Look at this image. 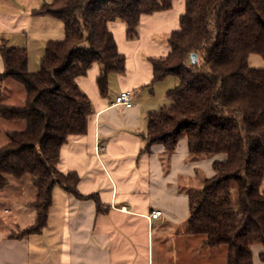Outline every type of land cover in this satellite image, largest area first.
Masks as SVG:
<instances>
[{
	"label": "trees",
	"instance_id": "trees-1",
	"mask_svg": "<svg viewBox=\"0 0 264 264\" xmlns=\"http://www.w3.org/2000/svg\"><path fill=\"white\" fill-rule=\"evenodd\" d=\"M172 6L173 0H55L37 14L61 20L65 36L47 42L37 72L29 71L25 48L2 47L1 78L26 92L23 105L9 106L0 89V118L25 123L0 147V190L28 178L36 191V221L21 234L44 229L56 187L84 197L78 174L58 164L62 146L87 133L94 112L77 79L97 64L105 96L109 75L125 72L109 24L125 23L132 40L143 15ZM169 43V54L152 60L153 82L172 76L176 84L166 94L169 104L148 115L143 151L162 144L171 153L186 138L191 156H223L189 196V233L205 235L210 247L228 246V264H254L255 247L264 262V67L249 64L253 56L264 61V0H185Z\"/></svg>",
	"mask_w": 264,
	"mask_h": 264
},
{
	"label": "crops",
	"instance_id": "crops-1",
	"mask_svg": "<svg viewBox=\"0 0 264 264\" xmlns=\"http://www.w3.org/2000/svg\"><path fill=\"white\" fill-rule=\"evenodd\" d=\"M53 1L0 0V89L5 105L24 104L26 92L15 80L1 78L6 70L2 47L25 48L29 71L37 72L47 42L65 36L64 24L62 37L56 22L61 20L37 14ZM184 12L185 0H173L170 10L143 15L132 40L125 23L109 24L125 55V72L109 75L105 96L97 83V64L77 79L94 112L87 133L69 137L62 146L58 164L61 172L78 174L77 190L84 197L56 187L46 226L29 235L21 232L36 221L30 208L34 200L12 197L16 213L0 216V228H5V233L0 229V264H228V246L210 247L205 235L189 233V196L214 175L213 162L220 157L191 156L186 138L171 153L162 144L143 151L148 115L165 106L166 94L176 84L172 76L154 83L152 60L169 54L170 36L180 29ZM250 61L253 67H264L258 56ZM124 91L133 94L130 108L115 105ZM11 122L0 118V147L8 143L7 132L17 131L6 124ZM153 211L162 214L153 219ZM260 251L253 249L254 264H264Z\"/></svg>",
	"mask_w": 264,
	"mask_h": 264
},
{
	"label": "rangeland",
	"instance_id": "rangeland-1",
	"mask_svg": "<svg viewBox=\"0 0 264 264\" xmlns=\"http://www.w3.org/2000/svg\"><path fill=\"white\" fill-rule=\"evenodd\" d=\"M58 24H60L61 26V31L60 33L62 34V37L64 35L63 33V23L61 21H56ZM33 64V62H32ZM249 64L253 67V62H249ZM174 87V86H173ZM22 104H14L15 106H20L23 105V102H21ZM169 102L167 101L164 105H168ZM6 124H10L12 130H24L25 129V123L22 121H13L11 123H6ZM223 158V156H217ZM18 181V182H16ZM29 181L30 179H24L22 181L19 180H15L14 185L8 187L6 190L3 191V197L0 199V216L1 217H5V218H9L12 215H14L16 213V205L15 202L13 200L12 197H17V198H27L30 199L31 201L34 200V198L36 197V191L33 189V187H31V185H29ZM33 202V201H32ZM7 209L8 211H11L10 214H4V210ZM31 212V211H30ZM2 233H5V231L3 229L5 228H0Z\"/></svg>",
	"mask_w": 264,
	"mask_h": 264
},
{
	"label": "built area",
	"instance_id": "built-area-1",
	"mask_svg": "<svg viewBox=\"0 0 264 264\" xmlns=\"http://www.w3.org/2000/svg\"><path fill=\"white\" fill-rule=\"evenodd\" d=\"M116 106H124L130 108L133 106V94L131 91H124L120 93L115 99ZM161 211H153L151 217L153 219L159 218L161 216Z\"/></svg>",
	"mask_w": 264,
	"mask_h": 264
},
{
	"label": "water",
	"instance_id": "water-1",
	"mask_svg": "<svg viewBox=\"0 0 264 264\" xmlns=\"http://www.w3.org/2000/svg\"><path fill=\"white\" fill-rule=\"evenodd\" d=\"M192 58H193V61H194V62L197 61V59H196V55H195V54L192 55Z\"/></svg>",
	"mask_w": 264,
	"mask_h": 264
}]
</instances>
